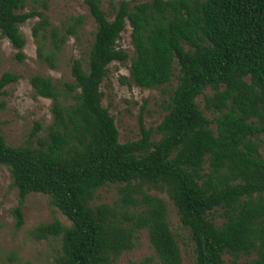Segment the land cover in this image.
<instances>
[{"label": "trees", "instance_id": "1", "mask_svg": "<svg viewBox=\"0 0 264 264\" xmlns=\"http://www.w3.org/2000/svg\"><path fill=\"white\" fill-rule=\"evenodd\" d=\"M83 1L96 24L88 70L72 61L73 83L61 90L49 78L31 76L35 96L51 100L46 135L37 137L41 126L35 123V143L12 147L0 134V165L17 190L15 229L23 226L27 196L42 194L70 222L68 228L54 220L29 231L35 241L59 240L52 264H116L142 231L153 254L129 264H182L165 203L144 192L153 189L166 193L189 232L194 264H226V254L254 255L245 264H264V157L258 143L264 134V0H152L132 7L122 0L112 21L101 8L104 0ZM26 3L0 0V36L21 62L25 40L19 26L37 18L36 57L55 69L83 18L54 28L46 0L28 12ZM126 24L134 50L130 83L154 89L168 85L175 68L178 75L156 129L144 126L142 107L140 138L120 144L100 87L111 63L128 60L117 47ZM17 80L4 73L0 97ZM200 96L211 119L199 108ZM60 97L72 103L62 105ZM108 185H121L119 198L92 207L95 192ZM216 210L224 219L219 228L209 218Z\"/></svg>", "mask_w": 264, "mask_h": 264}, {"label": "rangeland", "instance_id": "2", "mask_svg": "<svg viewBox=\"0 0 264 264\" xmlns=\"http://www.w3.org/2000/svg\"><path fill=\"white\" fill-rule=\"evenodd\" d=\"M47 17L54 28H60L62 23L69 18L82 17L83 23L77 32V36L68 37L61 53L59 54L55 69L41 63L36 57V43L32 36V28L37 18L27 20L19 26V31L25 40L23 48L24 59L20 62L16 59L15 50L11 43L0 36V77L4 73H11L18 77L17 82L8 84L5 95L0 97V134L7 145L19 147L27 141L33 144L36 139H30V134L35 123H39L41 131L37 137L46 135V129L51 123V100L35 96L29 83L31 76L40 75L49 78L59 90L64 83H73L71 76L72 61L82 63L85 71L88 70L87 60L89 49L94 40L96 24L90 16L83 0H46ZM122 0H104L101 8L109 21L113 20V7ZM131 7L152 0H124ZM165 1V0H163ZM38 4V0H27L24 11L28 12ZM41 11V8H37ZM130 28L126 24L120 35L117 47L128 55L124 63L113 62L107 67L100 91L103 94L102 107L107 109L113 118L118 131L120 144L136 141L140 138L138 117L142 107L143 123L147 129L153 131L161 123L167 112V104L170 93L176 88L178 72L175 68L174 76L168 85L160 88H140L127 79L128 69L134 50L131 45ZM205 94L211 95L210 89ZM62 105L72 103L60 97ZM197 103L203 114L211 119L209 113L204 111L203 97L197 98ZM3 104V107H1ZM152 139L157 141L155 134ZM260 154L264 157V134L258 140ZM206 166V165H205ZM121 185H108L98 189L93 197L91 206L101 204L112 205L118 198V188ZM150 196L161 199L166 206V220L180 249L182 264H194V245L189 237V232L180 223L176 210L164 191L144 189ZM17 204V190L12 186V180L6 167L0 165V264H52L53 259L59 253L60 243L57 239L35 241L29 236V231L39 224L59 221L64 227H70V222L59 211L50 206L49 198L42 194H30L24 202L23 226L15 229L16 220L11 211ZM216 227L224 223L222 211L216 210L209 215ZM153 254L145 231L139 234L134 248L123 253L116 264H129L138 262ZM255 258L252 256L238 255L232 257L223 256L226 264H245ZM156 264V263H154Z\"/></svg>", "mask_w": 264, "mask_h": 264}]
</instances>
